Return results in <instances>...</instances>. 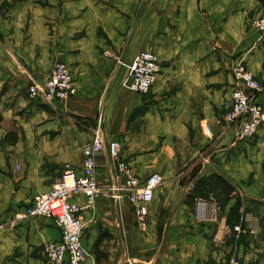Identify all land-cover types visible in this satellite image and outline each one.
<instances>
[{
  "label": "crops",
  "instance_id": "0c3cea01",
  "mask_svg": "<svg viewBox=\"0 0 264 264\" xmlns=\"http://www.w3.org/2000/svg\"><path fill=\"white\" fill-rule=\"evenodd\" d=\"M263 12L264 0H0L2 125L16 119V110L26 113L16 122L22 136L0 150V264H46L43 245L58 240L60 230L49 217L21 212L34 195L51 190L67 166L81 175L82 148L97 127L106 143L130 141L123 157L140 176L157 174L161 184L144 233L126 196L115 198L110 189L124 182L114 161L99 155L103 191L82 213L86 264H97L94 243L102 233L108 256L100 264H196L219 257L223 251L214 249L212 235L225 232V217L196 222L184 202L191 180L213 173L241 191L246 221L259 233L264 125L253 140L238 141L237 126L222 125L220 114L236 83L234 61L243 60L264 84V35L251 24ZM146 48L157 53L160 70L151 90L141 94L127 85ZM57 61L70 67L76 93L53 104L32 103L29 84L44 82ZM257 99L264 103V88ZM141 107V123L128 129ZM8 131L1 126L0 137ZM173 135L181 138L180 156L168 152ZM254 205L262 206L260 212ZM248 235L247 245H234L246 260L257 257L254 242L262 239Z\"/></svg>",
  "mask_w": 264,
  "mask_h": 264
},
{
  "label": "built area",
  "instance_id": "2783aa9c",
  "mask_svg": "<svg viewBox=\"0 0 264 264\" xmlns=\"http://www.w3.org/2000/svg\"><path fill=\"white\" fill-rule=\"evenodd\" d=\"M253 23L264 35V14L255 18ZM159 70L157 53L150 48L141 50L134 60L128 88L141 94L148 93ZM232 72L236 83L224 119L237 126L238 141L253 140L259 128L264 125V103L257 99L264 84L248 70L241 59L232 63ZM75 93L73 73L70 67L61 61L54 64L44 82L31 81L28 86V95L33 100L46 104L67 100ZM120 149L121 143L118 140L106 143L100 128H95L91 142L86 143L82 148L84 159L81 175H77L67 166L51 190L34 195L23 207L22 217H49L60 230L58 240L48 241L43 245L42 252L46 264H86L88 250L83 243L85 227L82 213L90 209L101 194L97 181V158L104 152L114 161L118 175L124 179L123 184L111 186L114 197L126 196L135 215L137 227L141 231L148 229L150 206L161 180L155 173L147 177L140 176L130 162L120 156ZM78 197H83V202L73 201ZM200 202L201 200L196 216L202 219L204 212ZM244 223V229L236 225L234 230L239 233L242 230L246 232L252 227L255 228L253 221L244 220ZM224 264L239 263L236 257L232 256L229 262Z\"/></svg>",
  "mask_w": 264,
  "mask_h": 264
},
{
  "label": "rangeland",
  "instance_id": "374dc122",
  "mask_svg": "<svg viewBox=\"0 0 264 264\" xmlns=\"http://www.w3.org/2000/svg\"><path fill=\"white\" fill-rule=\"evenodd\" d=\"M264 14V12L262 13ZM262 14L254 17L252 20H251V24L255 27L254 23H253V20L259 16H261ZM256 28V27H255ZM257 29V28H256ZM258 30V29H257ZM258 32L260 33V31L258 30ZM98 34L100 35V37H102L103 39H106V41H108V38H107V35L105 34V32L103 31V29L100 27L99 31H98ZM261 34V33H260ZM54 66V65H53ZM133 67V65H132ZM132 67H131V70H132ZM131 74V72H130ZM256 77V75H254ZM130 77V75H129ZM130 90V89H129ZM133 91V90H131ZM135 92V91H134ZM27 95H28V89H27ZM28 98L31 100L32 103L33 102V99L28 95ZM37 107H39V105H36ZM228 109V108H227ZM227 109L226 111L224 112H221V120L220 122L222 123V125H233L231 123H228L225 119H224V115L225 113L227 112ZM15 110H13L14 112ZM136 110H134L131 114V117L129 118V121H128V129L132 130L134 129L135 127H138L139 124L141 123V117H139L141 115V112L137 110V112H135ZM16 119H12L11 118V121L10 122H5L2 127L3 129L7 130L9 129V131H13L15 132L18 136H22V129L21 127H18L16 126V122H18L21 119H24V116H26V113L24 110H21V111H15L14 112ZM77 122V120H76ZM78 123V122H77ZM261 128V127H260ZM8 131V132H9ZM20 138V137H19ZM22 138V137H21ZM160 139V138H159ZM178 140H181V138H179L177 135H173L171 138H170V141H171V147L172 148H169V153L171 155H174V156H180L181 152L183 151L181 148H176V145H178L179 141ZM110 142V141H109ZM121 143V149H120V156L122 158L124 153H126V151H128L131 146V143L130 141H126L125 139H123L122 141H119ZM6 144H9V143H6V142H3L2 140V137H0V150L2 147H4V145ZM174 145V146H173ZM128 154V153H127ZM126 159V158H124ZM128 160V159H126ZM197 169L198 168H194V170L192 171L191 173V177L192 178H195L197 176ZM62 175V174H61ZM61 178V176L59 177V179ZM58 179V180H59ZM57 180V181H58ZM55 181V183L57 182ZM196 180H191L192 182V185L194 184ZM54 183V184H55ZM53 184V185H54ZM161 184V183H160ZM191 189V188H190ZM189 189V190H190ZM188 190V191H189ZM103 190L101 189V192ZM161 191V189H160ZM240 194H241V191H240ZM199 200H201V206L203 207V212H204V218L202 217V219L198 218L196 215H197V209H198V206L200 205L199 204ZM203 201V202H202ZM233 203H234V200H233ZM233 203L229 202L228 204H225V205H222V201H220L218 199V196L216 193H210L208 195V197L206 198H200V199H197L195 201V203H193V205L191 207H189L191 209V211L193 212V215H194V219L196 222H199V223H204V220H209L211 219V215H216L217 217V221L222 219L223 217H225V232L221 233V236H217V234L215 235H212V240H213V247L214 249H222L223 252H216L217 254H220L219 257H211V255L206 259V260H200L198 261L196 264H224V263H227L229 262L230 258L232 256H235L238 263L239 264H260L262 263L261 262V259L264 257V228H260V231L259 235L256 234L257 230L256 228L252 227L250 231H246L247 233V239L249 238V235L248 234H252V237H254V240H255V236H259V237H262V239H259L258 241H255L254 242V247H255V253L257 254V257H255V259H249V260H246L245 259V255L244 256H238V254L236 252H234V243L236 241V238L233 236L232 234V231H231V228L230 226L226 223V219H227V215H228V210H229V207L230 205H232ZM254 208L255 210H261L262 206L260 205H254ZM201 212V211H200ZM246 212V211H245ZM243 212V217H244V220L246 221V213ZM254 224V223H253ZM255 225V224H254ZM253 229V230H252ZM148 231V230H146ZM146 231H143L144 233H146ZM157 237H158V240L161 239L160 236H162V228L160 225L157 226ZM262 232V233H261ZM147 236V235H146ZM256 236V238H257ZM248 244V243H247ZM231 246V248L229 249V246ZM244 246V244H242ZM152 253V252H151ZM150 253V255H151ZM149 255V256H150ZM149 258V257H148ZM147 263H144L142 262V264H151L150 262L146 261ZM141 263V262H139ZM102 264H105V263H102Z\"/></svg>",
  "mask_w": 264,
  "mask_h": 264
},
{
  "label": "trees",
  "instance_id": "16d2710c",
  "mask_svg": "<svg viewBox=\"0 0 264 264\" xmlns=\"http://www.w3.org/2000/svg\"><path fill=\"white\" fill-rule=\"evenodd\" d=\"M137 110L142 114L145 111V107L138 108L135 112H137ZM2 121L3 115L0 112V128L2 126ZM2 140L6 143L15 144L18 141V135L13 131H9L2 137ZM210 193H216L218 199L222 201V205L228 204L234 200V203L229 207L226 223L230 226L232 234L236 238L234 245H247V233L243 232V230L239 233L234 230V226L236 225H240L242 229L245 228L243 217L245 208L243 199L239 189L223 175L213 173L198 178L191 186V189L186 193L184 202L191 207L197 199L206 198ZM102 237L103 233L100 234V237H98L94 243V254L97 264L106 260L108 256L106 250L101 248L103 241Z\"/></svg>",
  "mask_w": 264,
  "mask_h": 264
}]
</instances>
